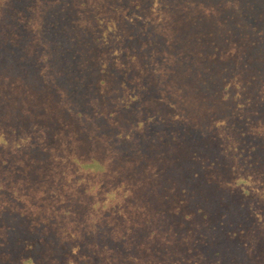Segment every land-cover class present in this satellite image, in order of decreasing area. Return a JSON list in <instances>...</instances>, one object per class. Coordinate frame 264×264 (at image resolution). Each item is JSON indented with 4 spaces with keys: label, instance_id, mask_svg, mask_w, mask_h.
<instances>
[{
    "label": "trees",
    "instance_id": "obj_1",
    "mask_svg": "<svg viewBox=\"0 0 264 264\" xmlns=\"http://www.w3.org/2000/svg\"><path fill=\"white\" fill-rule=\"evenodd\" d=\"M93 1L63 0L65 23L50 35L65 45L42 56L33 44L45 36L44 12L28 24V8L15 16L27 0H0L12 4L0 12V264H264V71L199 46L177 56L173 73L149 45L133 67L111 64L121 60L95 44ZM122 98L142 114L147 106L141 119L157 132L143 169L111 168L99 141H131L116 118ZM219 102L222 117H238L236 133L223 129L222 150L207 157ZM81 115L107 126L82 137ZM200 123L207 141L192 150Z\"/></svg>",
    "mask_w": 264,
    "mask_h": 264
},
{
    "label": "rangeland",
    "instance_id": "obj_2",
    "mask_svg": "<svg viewBox=\"0 0 264 264\" xmlns=\"http://www.w3.org/2000/svg\"><path fill=\"white\" fill-rule=\"evenodd\" d=\"M93 2V8H90V12L92 11L90 22H92L93 32L97 36L94 38L97 40L95 44L112 49L110 57L114 58L115 56L121 60L110 61L111 64L119 62V64L123 65L124 63L133 67L135 63L131 58L140 56L149 45L154 48L153 53L156 52L160 59L159 51L164 52V57L168 59L170 64L169 71L173 73L177 69V56L182 55L186 59L188 56L193 57L198 53L197 47L199 46L205 53L214 51L218 56L231 59L238 57L244 62L250 60L245 68L251 73L264 71V0H233L230 5H227L229 0H94ZM11 6L10 3H2L0 12L3 14ZM15 8L17 18L24 9L28 8L26 11L30 17L27 23L32 25L36 23L40 14L44 12L46 15V17L40 18L46 22L44 29L40 26L45 36L38 38L39 42L35 40L37 42L33 44L36 49L37 46H41L37 50H44L42 56L49 55V50L53 47L59 49L64 47L63 41L57 45L53 41L54 37L50 35V32L60 28L65 23L63 20L65 15L63 0H27V5L23 6V4L18 5L16 3ZM47 16L50 17L49 20H47ZM30 30L33 31V29ZM18 41L17 38L14 42L17 43ZM27 43L29 42L27 41ZM81 53L80 50L72 52L75 56H80ZM17 59L19 56H15V60ZM189 66L183 62L180 68L184 71ZM135 74H137L135 70H130L122 79V82L126 84L124 88L130 91L134 88H130L128 83L131 80V75L134 76ZM120 78L121 75L116 74L115 84L120 83L118 81L121 80ZM2 80L10 81L11 78H2ZM69 87L77 88L75 85H69ZM113 88L118 92V86ZM142 89L145 87L142 86ZM83 90H86V87ZM113 92L111 93L112 98L120 96L119 93L116 95ZM216 104L218 106L215 114H209L207 119L218 130L215 137L217 143L207 145L208 147L204 152L207 157L213 155L211 152L214 149L219 152L222 150V135L225 134L223 129L225 131L230 129L234 134L236 133L231 124H237L238 117H222L219 111H222L225 105L222 102ZM61 105L66 111H74L73 104L67 105L64 99L61 100ZM134 105L136 104L132 106L122 98L119 109V115L122 117L116 116L118 119L123 120L124 118L126 120V131L129 133L131 141L125 139L113 145L117 138L106 136L101 140L99 139L101 143L107 141L105 149L99 146L93 153V155L96 153L97 156L102 155V149L105 151L103 154L108 158L110 157L109 154H112L114 159L109 165L117 171L129 170L132 166L137 169L147 167L148 163L151 164L150 155L152 152L149 149L155 150L157 148L155 127L144 123L141 119L142 115L144 117L148 114L149 108L143 104L142 114L139 106ZM78 121L79 124L75 122L78 128L80 122L82 127L86 128L83 130L80 127L79 135L82 137L83 135L87 136L91 131L94 132V129L96 133V130L101 129V125L107 126L104 120L100 119L95 121L92 127V120L87 115H81ZM156 126L162 129L158 124ZM200 127L197 126L196 133L192 134L193 138L189 140L192 150H196L201 141H207L201 123ZM2 136L0 134V137ZM9 136L12 140L13 133ZM96 141H98L97 137ZM183 150L187 149L183 148L180 152ZM12 246L16 247V245ZM78 264H82V262H78Z\"/></svg>",
    "mask_w": 264,
    "mask_h": 264
}]
</instances>
